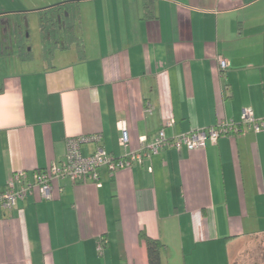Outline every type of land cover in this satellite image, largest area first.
Listing matches in <instances>:
<instances>
[{
  "label": "crops",
  "instance_id": "obj_1",
  "mask_svg": "<svg viewBox=\"0 0 264 264\" xmlns=\"http://www.w3.org/2000/svg\"><path fill=\"white\" fill-rule=\"evenodd\" d=\"M65 1H77L72 39L44 60L29 31ZM143 1L0 0V191L14 171L62 163L67 137L99 133L120 157L160 129L233 119L242 133L0 206V264H148L141 233L164 245L161 264H228L264 236V130L240 122L243 108L264 116V0H148L149 17Z\"/></svg>",
  "mask_w": 264,
  "mask_h": 264
},
{
  "label": "built area",
  "instance_id": "obj_2",
  "mask_svg": "<svg viewBox=\"0 0 264 264\" xmlns=\"http://www.w3.org/2000/svg\"><path fill=\"white\" fill-rule=\"evenodd\" d=\"M217 62L219 71H225L227 67L225 59L219 56ZM240 122L254 132L264 130V116L255 117L250 108L242 109ZM166 123L169 124L170 122ZM118 129L121 133L119 144L126 149L129 138L124 121L118 122ZM240 132L242 131L239 130L238 123L233 119H221L215 125L183 132L172 137H167L164 130L160 129L150 142L145 143L146 140L142 137L140 138L141 146L138 150L127 151L120 157L109 154L99 145L101 141L99 133L67 137L65 159L62 163H52L47 169L36 170L32 177H29L25 170L11 173L4 189L0 191V206L3 208L14 207L34 188H38L41 197L50 199L52 197L51 182L53 179L67 177L73 183L89 179L100 185L99 170L101 168H107L110 172L129 169L132 164L142 163L144 157L158 153L163 147L172 146L180 149L184 146L189 150L203 148L207 140L216 143L222 135ZM89 142L95 143L96 147L90 155L84 156L81 152V146ZM148 170L151 171V166L148 167ZM101 249L102 244L99 243L98 250Z\"/></svg>",
  "mask_w": 264,
  "mask_h": 264
},
{
  "label": "trees",
  "instance_id": "obj_3",
  "mask_svg": "<svg viewBox=\"0 0 264 264\" xmlns=\"http://www.w3.org/2000/svg\"><path fill=\"white\" fill-rule=\"evenodd\" d=\"M149 5L150 3L148 0L143 1L146 17L151 15V8ZM76 20L77 1L58 3L51 7L48 12L39 14L38 25L44 60H50L53 51L57 47H66L70 43L73 26ZM62 37L65 38L64 41L60 40ZM139 237L145 245L148 264H161V252L164 248L162 242L150 238L144 233H141Z\"/></svg>",
  "mask_w": 264,
  "mask_h": 264
},
{
  "label": "rangeland",
  "instance_id": "obj_4",
  "mask_svg": "<svg viewBox=\"0 0 264 264\" xmlns=\"http://www.w3.org/2000/svg\"><path fill=\"white\" fill-rule=\"evenodd\" d=\"M28 43L36 51L41 46L38 23L29 31ZM228 264H264V236L252 237L244 241L238 251L233 252Z\"/></svg>",
  "mask_w": 264,
  "mask_h": 264
}]
</instances>
